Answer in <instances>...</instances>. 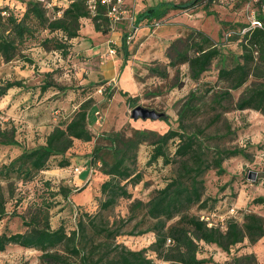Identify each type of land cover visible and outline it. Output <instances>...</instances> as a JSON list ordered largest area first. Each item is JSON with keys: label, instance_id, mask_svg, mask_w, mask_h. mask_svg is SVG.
Segmentation results:
<instances>
[{"label": "trees", "instance_id": "trees-1", "mask_svg": "<svg viewBox=\"0 0 264 264\" xmlns=\"http://www.w3.org/2000/svg\"><path fill=\"white\" fill-rule=\"evenodd\" d=\"M19 1L25 5L21 14L8 5L0 6V58L5 63L22 58L34 64V59L25 51L35 43L60 53L63 58L71 56V40L80 36L84 18L92 19L97 32L108 34L112 31L106 7L102 4L95 16H91L85 0L70 1L66 7L56 5L50 15L48 3L53 0ZM223 2L234 3L235 8H241L247 0H190L179 3L163 0L158 6H148L138 12L134 27L127 22L129 31L122 35L121 50L125 62L130 57L128 37L135 34L144 21L152 23L170 13L197 7H203L208 15H212L216 12H210V7ZM256 6L262 25L249 28L244 23L221 20L219 37L228 34L226 40L215 39L203 29L185 23L186 31L180 33L167 49L168 62L151 67L154 75L166 79L169 67L178 73L182 65H187L191 78L200 81L216 62L219 64L216 83L222 85L217 87L216 83L208 81L205 89L190 91L178 113V128H170L164 133L133 128L130 132L123 129L95 134L90 126L92 114L98 109L90 96L68 116L60 117L45 143L34 147L20 143L15 127L0 125V151L4 146H19L22 149L16 158L0 164V181L6 184L4 186L0 182V223L12 216L19 217L21 222L19 230L6 227L0 233V251L12 245L35 249L41 252V259L47 264H154L152 254L170 264H208L210 259L199 257L202 242L216 245L230 254L246 240L256 244L263 238L264 217L252 210L242 211L239 217L229 216L224 221L225 228L221 223L209 226V221L202 219L201 211L210 215L216 211L219 201L206 195L205 174L213 167L218 168L220 174L225 172L223 162L232 156H246V150L215 147L214 157L210 160L207 150L211 147H204L202 142V138L207 136L206 129L197 128L188 132L186 124L188 119L211 112L214 115L210 125L215 124L231 110H255L264 117V0H256ZM43 32L50 35L41 37ZM231 41L238 42L239 52L226 48ZM53 74L54 71L45 73L40 86L43 92L50 88L66 92L71 88L57 81ZM98 85L101 84H89L82 90ZM15 87L26 88V85L21 80L0 78V99ZM105 90L112 91L111 87ZM120 93L127 97L129 104L136 105V97L123 90ZM234 93H238L237 98ZM208 98L211 102L207 101ZM229 132L231 135L235 133L230 126ZM75 140L94 141L93 150L88 155L89 164L106 176L101 184L104 199L100 202V211L114 208L121 198H133L128 186L143 180V173L137 168L143 144L152 147L148 164L162 159L164 165L176 166L174 175L164 187L155 189L147 202L135 199L132 203L133 214L138 208H143L141 220L151 221L148 230L155 233L156 239L149 247L132 250L122 244L109 243L120 231L108 225L99 226L87 213H82L77 228L72 231L64 225L53 229L49 215L53 204L46 198L29 209L31 211H9L8 202L15 195L16 182H31L41 171L50 169L53 163L60 168L70 166L72 160L66 158V153ZM171 144L175 145L172 153L169 151ZM46 185L50 186L51 182L46 181ZM71 191L68 186H62L60 190L65 198ZM253 202L264 203V197H257ZM193 207L198 208V214L191 212ZM95 236H103L104 240L96 243ZM226 264H257V258L253 253H236Z\"/></svg>", "mask_w": 264, "mask_h": 264}, {"label": "rangeland", "instance_id": "rangeland-1", "mask_svg": "<svg viewBox=\"0 0 264 264\" xmlns=\"http://www.w3.org/2000/svg\"><path fill=\"white\" fill-rule=\"evenodd\" d=\"M125 1L128 9L135 14L139 12L132 3H140L142 0ZM162 1L146 0L151 6H158ZM168 1L179 3L190 0ZM51 3L52 5L48 7L50 15L53 14L56 5L62 7L68 5L64 0H53ZM5 5L20 14L25 10V5L19 0H4L0 4V6ZM211 11L216 14L208 15L203 7H197L170 13L164 19L155 21L154 24L144 21L142 26L149 25L153 32L158 28L157 24L173 23L176 20L182 24L181 34L186 31L185 23H192L215 39L226 40L229 38L228 34H225V37L221 34L219 37L221 20L240 22L250 26L253 19H258L259 13L256 0H247L241 8H235L234 3L223 2L210 7ZM91 21L92 19L84 18L82 20L84 28L86 23H91ZM127 26V22L119 23L112 28L110 33L113 35L118 32L122 35L125 31H129ZM137 30L130 40V44L135 40ZM47 35L50 34L43 32L41 37ZM117 37L116 35L114 38L111 36L110 41L106 42L109 39L108 35L106 37L105 34L104 37L103 34L94 36L93 39L97 45L94 43L88 45L90 48L96 46L94 53L92 50L87 52L84 45L74 46L72 42L75 43L76 39H72L73 53L66 58L61 57L60 53L56 51L46 50L35 43L33 48L31 47L32 49L25 51L34 59V64H29L22 58L5 63L0 58V78L11 81L21 80L26 85V88L10 89L8 94L0 99V125L9 128L15 127L20 143L26 147H34L45 143L48 133L52 131L60 117L68 116L79 103L90 96L98 109L99 122L90 126L95 134L123 129L130 132L133 128L164 133L170 128H178V113L190 91L196 88L205 89V83L208 81L216 83L219 64L216 62L200 81L191 78L187 65H182L178 73L169 67L168 78H161L152 73L151 67H155L159 63L164 65L168 62L167 49L177 37L161 42V45L156 47V50L160 52L156 58H151V60L135 59L131 79L136 83L137 89L129 95L136 97L137 101L136 105L132 106L127 102V97L120 93L121 80L115 78V81L110 83L108 72L104 73V70L112 71L116 67L117 63L113 62L114 60L123 58V51L119 41L117 42ZM102 39H106L104 43L101 42ZM226 48L235 52L240 51L237 41L229 42ZM112 49L114 52H111ZM105 53H108L105 59L111 61L107 66L106 63L101 64V55ZM51 71H54L53 75L57 81L71 88L66 92H59L53 88L43 92L40 86L44 82L45 73ZM93 83L101 85L82 90L83 87ZM221 85V83H216L217 87ZM106 87H111L112 91L105 90ZM234 95L237 98L238 93H234ZM207 101L211 102V98H208ZM138 105L154 109L165 115L159 119H143L141 117L135 119L132 116V111ZM213 115L214 113L211 112L186 120L188 132L195 131L197 128L206 129L207 136L202 138V142L204 147H211L207 150L208 158L213 159L215 147L222 149L244 148L246 156H232L226 159L223 162L225 172L221 174L218 168L214 167L207 171L204 176L206 195L217 198L219 201L216 211L210 215L205 214V216H209L210 221L216 224H223L232 213L239 217L242 211L252 210L264 217V203L254 204L253 202L257 197H264V117L255 110H231L226 112L220 121L210 125ZM229 126L231 131L235 132L232 135L229 132ZM93 146L94 141L77 140L72 149L66 153V158L72 160L70 166L60 168L56 166V163H53L50 169L41 171L31 182L24 184L17 181L15 195L8 202L9 211L14 209L20 213L31 211L29 209L35 208L46 198L53 204L49 211L53 229L64 225L68 231H72L77 228L82 213H87L96 220L99 226L108 225L111 229L120 231L115 240H110L109 243L122 244L132 250L149 247L156 239L155 233L148 230L151 221L141 220L144 214L143 208H138L136 214H133L131 206L135 199L147 202L155 189L164 187L176 172V166H166L162 159L158 163L148 164L152 147L149 144H143L139 150L137 167L143 173V180L137 185L128 186L133 198H121L114 208L100 211L99 205L104 199L101 193V184L105 181L106 176L98 168H92L89 164L88 155L93 150ZM174 150L175 145L171 144L169 151L172 153ZM21 152L22 149L19 146H4L0 151V164L10 162ZM76 167L89 168L90 183H85L77 178L80 172L76 171ZM251 172H255L254 176L250 175ZM87 174V171L83 172L81 177L86 178ZM46 181L51 182V185L47 186ZM0 182L6 186L5 182ZM62 186L71 188L72 191L68 198H65L60 192ZM191 212L198 214L199 210L197 207H193ZM201 213H205V211H201ZM6 227H9V230H19L21 227L20 218L12 216L9 220L2 221L0 233ZM89 234L91 235V233ZM95 240L96 243H99L104 238L95 236ZM201 245L199 257L210 259L208 264H226L236 253L238 255L253 253L256 255L257 264H264V237L256 244H250L246 240L238 245L236 251L232 249L230 254L216 245L203 242ZM151 257L155 261L154 264H170L169 261L157 258L156 254H152ZM0 264L47 263L41 259L40 251L12 245L5 251H0Z\"/></svg>", "mask_w": 264, "mask_h": 264}, {"label": "crops", "instance_id": "crops-1", "mask_svg": "<svg viewBox=\"0 0 264 264\" xmlns=\"http://www.w3.org/2000/svg\"><path fill=\"white\" fill-rule=\"evenodd\" d=\"M4 0H0V4H2ZM126 2V1H125ZM133 6L140 12L147 8V6H151L146 2V0H142L140 3L135 2L132 3ZM134 10V9H133ZM87 20H91L90 18H86ZM86 23V22H85ZM86 29L84 28V25L82 24V28L80 30V36H78L75 43H73L74 46L78 47L79 45H84L86 48L85 50L88 52L92 50V52H95V47L92 46V48L88 47V45H97L95 43V40L93 39L94 36H99V34H102L101 32H97L94 26V23L91 21V23H86ZM192 26H195L192 23H188ZM182 27V24H179L178 21L174 20L173 23L163 24L156 28L153 32L148 25H144L138 28L137 35L135 37V40L132 44L129 43V51H130V57L126 60L124 58H118L117 60H114L113 62L117 63L116 67L111 70H104L105 72H108L109 76V82L112 83L115 81V78H119L121 80V85L119 87V90H123L125 92H128L129 94L133 93L137 89L136 83L131 79L133 77V64L136 62L135 59L140 60H151V58H156L160 52L159 50H156V47H159L161 42H164L168 39L173 40L174 38L178 37L180 35V28ZM119 34V35H118ZM121 33L115 32V34L112 35V33L105 34V37L108 35L109 39H105L106 42L110 41L111 36L114 38L115 35L117 37V42L119 41V45L121 47L122 44V35ZM104 37V34H103ZM100 39V38H99ZM104 43V39H102ZM87 45V46H86ZM104 45V44H103ZM80 49L82 47H79ZM155 49V51H154ZM113 50V49H112ZM162 53V52H161ZM106 55L108 53H105L101 55V64H105L106 66L109 65L111 62L110 60H106ZM107 68V67H106ZM121 68V69H120ZM96 112L92 115V124H97L99 122V118L97 116ZM77 140H75L74 145ZM73 145V146H74ZM72 149V148H71ZM88 172L86 178H82L81 174L83 172ZM89 168H82L80 173L77 175V178L79 180L85 181V183H88L91 177V173L89 172ZM76 182V179L74 180ZM90 183V182H89ZM90 186V184H89Z\"/></svg>", "mask_w": 264, "mask_h": 264}, {"label": "built area", "instance_id": "built-area-1", "mask_svg": "<svg viewBox=\"0 0 264 264\" xmlns=\"http://www.w3.org/2000/svg\"><path fill=\"white\" fill-rule=\"evenodd\" d=\"M64 1L69 3L70 1H73V0H64ZM85 2H86L87 8H88L91 16H95L97 14L98 7L100 4L104 5L106 7V15L108 16V18L111 22L112 28H114L119 23H123V22H128L131 27H134L135 12H133L132 10H130L126 7L125 0H85ZM51 5H52L51 2L48 3V7H50ZM155 21H157V20H154L153 24ZM157 25L159 27L161 24H157ZM261 25H262V23L258 19H253L251 21V25L249 26V28H253V27L261 26ZM133 37H134V34H131L128 37V43L130 42V40ZM111 52H114V50H111ZM75 169L78 172H80L82 170V168H80V167H76ZM232 210H234V209H232ZM205 214L206 213H202L201 217H202V219H206L209 221V226L216 224V223H213L212 221H210L209 216H205ZM231 216L237 217L234 213H232ZM222 227L225 228L224 223L222 224Z\"/></svg>", "mask_w": 264, "mask_h": 264}, {"label": "water", "instance_id": "water-1", "mask_svg": "<svg viewBox=\"0 0 264 264\" xmlns=\"http://www.w3.org/2000/svg\"><path fill=\"white\" fill-rule=\"evenodd\" d=\"M165 114L162 112H158L154 109H150L141 105L136 106L132 111V116L135 119H138L139 117L143 119H159L163 117ZM255 172H251L250 175L254 176ZM249 175V176H250Z\"/></svg>", "mask_w": 264, "mask_h": 264}]
</instances>
